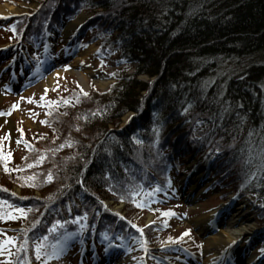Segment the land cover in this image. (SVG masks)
<instances>
[{
  "label": "trees",
  "instance_id": "16d2710c",
  "mask_svg": "<svg viewBox=\"0 0 264 264\" xmlns=\"http://www.w3.org/2000/svg\"><path fill=\"white\" fill-rule=\"evenodd\" d=\"M79 1L72 3L74 8L95 12L89 22L91 40H99L101 59L118 66L115 81L106 92L48 99L43 130L21 127L16 133L22 156L9 154L5 162L0 153V199L8 202L2 211L23 208L27 213L11 230L14 253L34 259L33 244L53 220L101 213L103 201L117 202L121 193L126 212L150 196L160 199L155 189L167 188L170 170L181 168L171 146L203 159L214 153L209 175L239 195L256 194L264 205V67L242 64L239 56L264 51V0ZM98 14L112 18L108 24L104 20L105 26ZM142 74L151 78L148 83L137 78ZM55 109L69 116L67 131H51ZM190 143L197 151L188 150ZM148 149L155 150V157L142 156ZM49 172L53 179L45 182ZM128 184L135 186V196L122 191ZM68 206H73L72 215ZM165 211L157 206L154 217ZM260 218L264 221V207Z\"/></svg>",
  "mask_w": 264,
  "mask_h": 264
},
{
  "label": "rangeland",
  "instance_id": "374dc122",
  "mask_svg": "<svg viewBox=\"0 0 264 264\" xmlns=\"http://www.w3.org/2000/svg\"><path fill=\"white\" fill-rule=\"evenodd\" d=\"M92 1L93 0H91V2ZM69 3H80V1L79 0H37V1L36 0L35 1L34 0H0V6L4 4L8 5L5 11H3V14L2 13L0 14V47L2 46L11 47L8 40L12 37L6 25L9 23V20H11L14 16L19 17L23 15L25 16L33 15L34 17L33 19L35 21H39L37 24L39 26L46 28L48 26V19H45L46 17L45 14L48 13V10L49 11L53 10L58 4H61L62 7H64ZM40 4H43V6H40ZM47 4L48 6H46ZM116 9L117 6L111 8V10L113 11H115ZM99 10L100 9H97L96 11L98 12ZM94 13L95 12H91L90 15H93ZM97 16H100L99 18L102 21V24H104L105 21L108 24L109 19L112 18V15H109L108 16L109 18L105 16L104 19L102 14H98ZM41 17H43V19H41ZM36 18L37 19L39 18V20H37ZM81 18L82 20L86 19L85 17H81ZM77 19L78 18H74L72 20L64 19L61 21L62 25L61 28L59 29V32L56 33V36L53 35L52 42H54L53 44L55 45H52L53 48L50 49L51 53L54 52L53 56L50 58L51 68L49 69L48 72H46V75H44L43 78L39 79L37 82L32 83V85L29 86L30 88H28L27 90H24L19 93L16 92L14 95L9 94L8 96L5 90L0 89V141L5 142L7 147L4 146V149L9 150V154L10 155L12 154L14 158H17L18 156L20 158V156H22V154L24 153L23 149L20 147L19 141L15 139L16 133L18 132L19 128L22 127V130L26 129V132L27 131L31 132L34 130H39V131L43 130L41 128L42 119H40L41 117H43V109L38 101L43 100L48 96L49 99H55L58 96H66L70 98L76 96L79 93L83 94L94 90H97L99 92L100 91L106 92L110 88L112 83L115 81L114 76L111 74L114 73L116 66H114L113 64H110V66L108 67L99 65L96 54V48H97L96 42L83 43L77 46V48L75 49L69 48L66 51H63L62 44L69 43L70 40H68V38L71 37V35L78 30L80 23L75 25L70 32L65 30L66 25L75 22ZM28 23L35 25L33 21L27 22V24ZM102 24H100L99 26H101ZM90 31H91V27L85 28L81 31L82 37H85L88 41H91V37L93 34ZM40 50H41V46H39L37 51ZM87 51H89V55L86 57L85 60L92 66L95 65L93 67L97 68L101 76L100 77L99 75L93 77L87 76L86 79L83 81L78 75L77 70L73 69L74 68L73 59L75 56H78L82 52H87ZM7 61H8L7 57L4 60L0 58L1 69L3 68V66H5ZM65 65H67L68 67H65ZM2 78L3 77H0V79ZM137 78L147 83L151 79L145 74L138 75ZM4 82H6V78L3 79L2 83ZM41 97H43V99ZM131 115H132L131 112L124 114L121 117L119 127L123 126L124 123L128 121ZM67 118H69V116L63 113V109L61 110L55 109L51 117V122L52 123L54 122L51 131L55 133L56 131H67V128L65 127L66 126L65 122ZM16 141H18V144L16 143ZM11 149L16 152L14 155ZM196 161L197 159L194 158L193 161V159L191 160L190 157L185 155L181 157V162H183L185 167L188 168V171H186L187 173L193 171V169L190 168H192L194 162ZM202 167H203L202 173H204L207 164L204 163L201 166V168ZM182 174H183V169L181 167L179 172L177 173V176L176 177L173 176L172 178L173 181H175V183L178 182L179 179L183 178ZM204 182L206 183L208 188H205L203 194H201L200 197H198V200L196 201V207L194 208L190 207V205L185 203V201L182 200L183 198L180 195V193H178L179 191L174 195V198L170 202H168L169 204L163 207L165 208V210H167L168 207L170 206L171 210L178 211V213L184 212L185 215L181 216V219L180 218L170 219L169 215H164V213L162 212L164 216V219H162L163 220L162 225L157 224V227H152L148 225L145 227V232L147 233V236L151 239V241L168 242V244L165 245L164 250L168 252L169 255L170 254L174 255L175 254L174 249L179 246L176 244H172L171 242L184 243L185 247L183 248V250L178 252L177 255H174L175 258L177 256V262L175 261L176 259L168 257L170 258V261L171 260L172 262L175 261L176 264L178 263V260H180L179 257L183 256L184 250L186 248H191V250L194 251L195 250L200 251V249L202 250L204 247V239L200 236V234L197 233L196 231L197 228L194 227L193 220H195L198 217H202L209 214L214 207H216L219 203H222L221 202L222 199L225 200V197L221 198L222 195L224 194V190H216V191L210 190V182H206V181ZM180 185L181 184L178 182L177 184L178 188ZM13 187H14L13 190L14 192L19 191L17 187L15 186ZM122 191L128 192L126 190H122ZM108 204L111 208L115 209L116 211L124 212L123 206H119L118 204L112 202H108ZM173 205L175 206L173 207ZM232 206H234V203H232ZM111 208H108V210L101 212V215H98L96 217V220L101 217V222L103 223L110 222L109 215L114 217L113 214L116 213ZM124 208H126V205H124ZM129 209L131 214L127 213L129 212ZM160 209H162V206H160ZM127 212H126L127 213L126 216L133 218L134 221H136L140 225L148 223L152 220V212L144 211V209L142 208L134 207V209H132L130 207L128 208ZM93 216L94 215H91V218H89L88 220L94 223L95 217ZM117 216L122 218L123 214H117ZM128 217H126V219ZM255 225L256 228L252 233L253 236H255V234L257 233V229H258L257 225L260 224H257L255 220ZM186 229H190L191 230L190 233L188 235H182V233H184ZM0 236H2L1 233ZM138 244H136L137 246L135 247L137 249L139 248ZM9 246L10 244L5 245L3 250L4 254L5 251L8 250ZM139 249L140 251L142 250V248ZM153 251H156L164 255L163 254L164 252H162V250H160L159 248L154 249ZM136 252L139 253V250ZM76 253H77V248L72 247L67 253H65L66 255L63 258H58L54 260L53 263L75 264ZM258 253L261 252L256 253V255L259 257H261V255L263 254V253L262 254H258ZM139 257L140 258L143 257L142 253L139 254ZM182 258L185 261L187 260L185 256ZM262 261H264L263 258L259 259L258 263ZM149 263L152 264L151 261ZM154 263L167 264L166 260L164 259L162 262L154 260Z\"/></svg>",
  "mask_w": 264,
  "mask_h": 264
},
{
  "label": "bare ground",
  "instance_id": "6f19581e",
  "mask_svg": "<svg viewBox=\"0 0 264 264\" xmlns=\"http://www.w3.org/2000/svg\"><path fill=\"white\" fill-rule=\"evenodd\" d=\"M215 4L216 2H213L212 6H215ZM7 6V4L0 6V14H3V11H5ZM215 8L219 13L223 12L219 6H215ZM81 22L82 18L80 17L75 22L67 24L65 30L70 32L75 25ZM52 36L53 34L49 36V42L52 39ZM88 55L89 51L82 52L73 59V69L77 70L78 75L83 81L87 76H101L97 68L93 67L95 65L92 66L85 60ZM239 56L244 59L242 64L250 63L256 66L258 63H260L259 65L264 67V64H261L264 62V51L262 49L255 51L253 49L251 50V54L243 52ZM260 74L261 77L264 76V69ZM153 119L155 120V123L159 122L157 117ZM187 148L190 151H197L195 145L192 143L188 144ZM169 150L180 151L184 150V147L171 146ZM154 151V149H148L142 153V156L155 157ZM147 161H149V159ZM186 177L187 176L184 175V178ZM199 179L200 175L192 176L189 178L190 182H187V186H184L186 193L185 196L186 199H188V203H186L193 208L196 207V201L202 192L201 189L198 190V187H196ZM247 201L249 200L247 199ZM254 212L256 216L252 215L253 212L250 211L246 205V202L240 199L238 204L234 203V206H231L230 203H227V205L223 207L219 206V209L214 208L209 214L193 220L194 227L197 228V233L200 234V236L204 239V247L202 250L200 249V251H193L192 255L188 257V260L195 261L198 264H218L219 262V264H257L258 256L255 254V252H253L254 249L251 245V237L254 229L256 228V220L257 224H260L257 225L258 229L260 230L258 240L261 243H264V221H262L260 218L262 209L254 210ZM234 240L236 241L235 244L232 243ZM114 258V261L105 264H139L137 260L126 259L122 256L117 258L116 255ZM260 264H264V262Z\"/></svg>",
  "mask_w": 264,
  "mask_h": 264
},
{
  "label": "snow or ice",
  "instance_id": "6c2138e0",
  "mask_svg": "<svg viewBox=\"0 0 264 264\" xmlns=\"http://www.w3.org/2000/svg\"><path fill=\"white\" fill-rule=\"evenodd\" d=\"M65 67H68V66L65 65ZM111 75H114V73L111 74ZM83 94L84 95H87V93H83ZM41 98L43 99V97H41ZM67 102L68 101L65 100V103H67ZM13 106H15V105H13ZM190 107H191V105H189L188 107H186L184 109V111L187 112L188 111V108H190ZM196 123H200V121L197 120ZM137 143H140V141H137ZM63 146H64L63 144L60 145V147H63ZM41 160H43V157H41L37 161V163H39ZM27 166L28 167H31V165H27ZM5 170L7 171V169H5ZM253 175H254V173H253ZM107 178L108 179H111L110 176L107 177ZM27 179L28 180H33V179H35V177L34 176L33 177H28ZM52 179H53V175H52L51 172H49V174L45 177V182L51 181ZM134 187L135 186L132 185V184H128V185L125 186L126 191H129L132 196H135L136 195V192L134 190ZM4 190L6 191V189H4ZM155 190L156 191H159L160 190L159 189V186ZM12 195H16V194L15 193H12ZM120 198L122 200L125 199V194L121 193L120 194ZM133 202L135 203V201H133ZM7 203L8 202L6 200L0 199V219H9V218L16 219L17 217H16V215H13V212H7V213H5L4 211H2V206L3 205H6ZM261 207H264V205H261ZM13 211L16 212V213H19L21 216H26L27 215V213L25 212V210L23 208H17V209H14ZM164 215H174V213H172L171 211H165L164 212ZM81 219L86 220L87 219V213H85L83 217H76L75 220H73L72 222L73 223H77ZM58 226L59 227H63L64 226V223L61 220H56V221L53 222L50 230H55ZM84 227H86V225L81 224V230ZM190 231H191L190 229H186L184 231V233H182V235H188L190 233ZM75 235H76V233L66 232L64 239L67 240V239H69V238H71V237H73ZM105 238H107V237H105ZM169 239H171V238H169ZM177 239H179V238H177ZM44 240H46V237H40V238H38V241L33 244L34 255H35L36 260H40L42 256L45 257L46 259H51L53 257H58L59 256V253L62 251V246L59 247V248H54L51 252H49L45 248V244L43 243ZM232 243L235 244L236 241L234 240V241H232ZM7 244H15V239L13 237H6V239L0 240V255H4V251L3 250H4L5 245H7ZM27 244H28V241L25 240L23 243L20 244V248L21 249L26 248ZM259 251L261 253H264V248L260 249ZM11 255H12L11 253H7V255L5 256V259L8 261V264H15V262H12L10 260ZM19 264H24V262H19Z\"/></svg>",
  "mask_w": 264,
  "mask_h": 264
}]
</instances>
